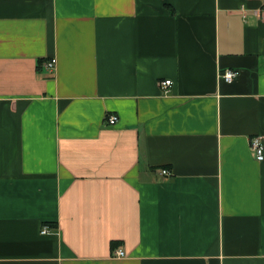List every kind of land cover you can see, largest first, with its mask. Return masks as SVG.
Wrapping results in <instances>:
<instances>
[{"label":"crops","instance_id":"obj_1","mask_svg":"<svg viewBox=\"0 0 264 264\" xmlns=\"http://www.w3.org/2000/svg\"><path fill=\"white\" fill-rule=\"evenodd\" d=\"M263 4L0 0V264H264Z\"/></svg>","mask_w":264,"mask_h":264},{"label":"built area","instance_id":"obj_2","mask_svg":"<svg viewBox=\"0 0 264 264\" xmlns=\"http://www.w3.org/2000/svg\"><path fill=\"white\" fill-rule=\"evenodd\" d=\"M262 9L264 11V4H263ZM48 65H49L48 66L49 68L54 67L55 61L54 62L51 61ZM235 76H236V72L233 70H224L220 73V78L226 83H231L234 80ZM159 86L163 93H168L170 91V88L172 87V82L171 80H164L160 82ZM106 121L108 125L112 126L117 123L118 119L116 116L110 115L107 117ZM249 143H250V148L254 155L255 160L257 162L264 161V141L262 137L253 136L250 138ZM160 174L166 178L171 176V173L165 168L160 170ZM47 232H48V229L46 227H43L41 233L46 234ZM113 254H114V257L116 258L125 257V253L122 249L115 250Z\"/></svg>","mask_w":264,"mask_h":264}]
</instances>
